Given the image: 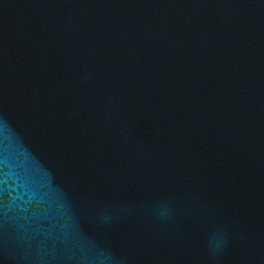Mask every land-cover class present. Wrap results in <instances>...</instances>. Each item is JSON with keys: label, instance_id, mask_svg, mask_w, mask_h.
Returning <instances> with one entry per match:
<instances>
[{"label": "water", "instance_id": "1", "mask_svg": "<svg viewBox=\"0 0 264 264\" xmlns=\"http://www.w3.org/2000/svg\"><path fill=\"white\" fill-rule=\"evenodd\" d=\"M0 264H264V0H0Z\"/></svg>", "mask_w": 264, "mask_h": 264}]
</instances>
